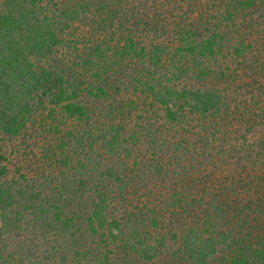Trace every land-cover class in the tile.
I'll use <instances>...</instances> for the list:
<instances>
[{"label":"trees","instance_id":"1","mask_svg":"<svg viewBox=\"0 0 264 264\" xmlns=\"http://www.w3.org/2000/svg\"><path fill=\"white\" fill-rule=\"evenodd\" d=\"M180 263L264 264V0H0V264Z\"/></svg>","mask_w":264,"mask_h":264},{"label":"rangeland","instance_id":"2","mask_svg":"<svg viewBox=\"0 0 264 264\" xmlns=\"http://www.w3.org/2000/svg\"><path fill=\"white\" fill-rule=\"evenodd\" d=\"M76 26H78V37L80 39L88 38L92 34L90 26H87L85 23L84 24L83 23L82 24L81 23H77ZM247 76H251V75L248 74ZM247 82H250L249 79H248ZM243 99H244V97H243ZM171 134L173 136H175L176 134L178 135L179 134V129L177 127H174L173 129H171ZM234 158H235V156H234ZM234 158L230 157L229 159L226 158L225 160L224 159H221V160L220 159H215L216 161L212 163V169H211V170H213V172H215V176L218 177V178H226V177H228V174H229V176L231 174H233V171L231 170L232 165L230 164V166H228V163H230V161H232V160H236ZM206 163L204 165H202V168L203 167L206 168V165H207ZM235 166L236 165L234 163V168H235Z\"/></svg>","mask_w":264,"mask_h":264}]
</instances>
